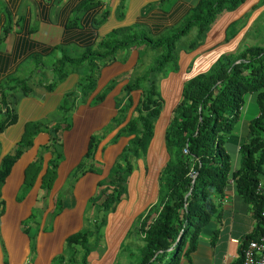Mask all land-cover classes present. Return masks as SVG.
Returning a JSON list of instances; mask_svg holds the SVG:
<instances>
[{"label": "crops", "instance_id": "0c3cea01", "mask_svg": "<svg viewBox=\"0 0 264 264\" xmlns=\"http://www.w3.org/2000/svg\"><path fill=\"white\" fill-rule=\"evenodd\" d=\"M30 1L31 7L27 5V0H0V36L7 20L3 6L12 21L17 16L22 17L23 29L21 31L16 25H12L10 31L0 40V81L16 74L18 69L28 62L29 53L21 57L22 59L15 57L16 43L25 35L41 47L48 48V51L61 43L80 44L81 33L88 34L89 39L95 43L107 32L120 26L137 25L146 35L156 38L166 35L163 33L169 29L172 32L178 28L189 8L197 2L95 0L96 7L80 13L79 28L68 32L65 23L84 0ZM121 2L124 5L122 15L118 17ZM105 9L108 12L106 19L97 27L93 26L92 20ZM31 25H35V31L26 33ZM262 33L264 0H243L234 9L220 13L196 47L191 50L178 48L175 68H167L163 77L157 80L156 88L161 99V108L145 154L132 161L131 172L125 178L127 190L114 209L105 215L104 224L97 231V243L93 244L94 239L90 238L92 244H88L91 250L87 256V264H112L122 244L134 242V238H138L142 245L137 218L156 201L158 176L168 159L164 133L173 109L181 97L183 83L199 73L206 72L223 55L236 54L249 45L264 47ZM84 40L86 39H82V42ZM141 47L145 46L117 50L113 61L99 69L91 94L84 102H76L74 108L66 115V126L57 131L60 155L55 168V178L47 192L40 188V177L46 168L50 153L43 152L40 172L31 188L18 199L24 169L37 157L40 148L49 143L52 135L50 130L38 133L32 145L23 151L10 168L0 187V264H51L52 259L62 253L66 237L85 229L95 218L96 207L89 200L98 192V183L109 179L111 169L131 138L130 135H117V132L133 115V109L141 98L140 89L129 92L131 105L123 121L107 132L104 130L116 115L117 108L127 99L122 86L138 75L135 69L143 65L140 60ZM45 63L47 64V61ZM78 78V73L71 72L51 91H47L42 84L30 83V92L27 95H23L20 90L14 93L13 109L16 121L0 132V158L15 148L25 122L53 124L61 116L57 106L64 93L75 89ZM112 80L115 81L113 87L98 103L92 104L93 97L102 92ZM255 97V92L243 95L237 122L223 145L228 154L230 171L238 168L239 144L246 138L249 120L258 115ZM92 135H98L99 138L93 157L88 161L84 156ZM137 160L141 163L142 173L141 177L135 179V175H131ZM81 162L92 165L95 170L88 169L71 179L73 169ZM144 171L149 177H143ZM151 177L156 180L155 195H151L149 191L152 186ZM257 178L260 191L264 193V154ZM56 198L60 199V207L54 210ZM216 201L221 210L220 214L201 228L200 232H206H203L202 237L199 232L195 249L190 253V264H228L236 258L242 237L255 227L251 205L236 193L232 181L227 185L225 195ZM85 218L89 224H86ZM30 219L32 225H27ZM131 230L135 231L134 234ZM213 230H216L217 234L211 244ZM180 264L187 263L181 260Z\"/></svg>", "mask_w": 264, "mask_h": 264}, {"label": "trees", "instance_id": "16d2710c", "mask_svg": "<svg viewBox=\"0 0 264 264\" xmlns=\"http://www.w3.org/2000/svg\"><path fill=\"white\" fill-rule=\"evenodd\" d=\"M242 1L197 0L189 8L181 26L170 34L156 38L146 35L137 25H130L113 28L95 43L89 39L88 34L81 33L80 44L61 43L51 51L29 40L27 35L18 40L15 57L20 59L29 53L30 69L25 77L14 74L0 81V132L16 121L13 109V95L16 91L20 90L23 95H27L30 83L42 84L47 91H51L69 73L79 74L75 89L64 93L57 106L61 116L53 124L25 122L15 148L0 158L1 187L10 168L23 151L32 145L34 137L49 130L52 133L49 143L42 146L37 157L25 167L18 199L31 188L40 172L43 152L50 153V158L40 177V188L46 192L50 189L60 155L57 131L66 126V115L76 102H84L94 90L99 69L113 61L114 53L119 49L127 50L139 45L159 51L143 73L122 86L127 99L117 108L116 115L104 130L107 132L123 121L131 105L129 92L140 89L141 98L133 109V115L117 132V135H130L131 138L111 169L109 179L98 183V192L89 200L96 207L95 218L85 229L66 237L62 253L52 259V264H87L91 250L88 245L90 238L94 239L93 244L97 243V231L104 224L105 215L114 209L124 194L125 178L131 172L132 161L145 154L161 108L156 88L158 76L164 67L170 70L175 68L177 40L194 28V37L185 47L186 50L193 49L202 42L206 31L220 13L234 9ZM123 5L122 2L119 4L118 17L122 15ZM94 7L95 0H84L66 21L68 32L79 28L82 11ZM3 11L7 20L0 40L12 25L23 30L21 16L12 21L5 6ZM107 14V9L101 11L92 20V25H100ZM35 29V25H31L26 33ZM82 39L86 40L82 42ZM54 51L56 53L52 59L44 63L43 58ZM33 77L32 82H29ZM114 83V80L110 81L102 92L93 97L91 103H98ZM249 92L256 93L258 115L249 120L246 138L238 147L239 166L230 171L228 154L223 145L237 122L243 95ZM98 138V135L89 138L84 156L88 161L93 157ZM164 144L168 159L158 176L156 201L138 216L136 222L142 245L139 248V260L135 264H180L181 260L190 264V253L195 249L199 232L220 214L216 200L225 195L230 181L236 193L251 205V216L256 221L255 227L242 237L236 258L228 263L239 264L242 248L249 240L258 239L264 232V220L260 216L264 209V193L256 190L257 175L264 154V47L249 45L236 54L223 55L206 72L186 80L166 126ZM88 169L95 170L88 163H79L73 169L71 179ZM55 204L54 210L59 209V198H56ZM215 234L217 231L213 230L211 244Z\"/></svg>", "mask_w": 264, "mask_h": 264}, {"label": "rangeland", "instance_id": "374dc122", "mask_svg": "<svg viewBox=\"0 0 264 264\" xmlns=\"http://www.w3.org/2000/svg\"><path fill=\"white\" fill-rule=\"evenodd\" d=\"M27 5L29 6V7H31L32 6V3H31V1L30 0H27ZM33 21V20H32ZM181 26V25H180ZM177 29V27L173 30V31H175ZM171 32V30L169 29L168 31H166V32H164L163 34H168V33H170ZM194 32H195V29L194 28H192V29H190L187 33H185L184 35H182L178 40H177V42H176V49L178 50V48H184V47H186V44L190 41V40H192L193 39V37H194ZM262 34H264V33H262ZM68 49V48H67ZM66 49V50H67ZM142 51H140V53H141V57H140V60H141V64H143L141 67H139V69L138 68H136L135 69V73H138V74H141V73H143L146 69H147V66H149L151 63H152V61H153V59L152 58H154V56H156L158 53H159V51H157V50H154V49H152V48H149V47H141L140 48ZM56 52L54 51L53 53H51L49 56H47V57H44L43 58V61H44V63L46 62V61H48V60H51L52 59V57H53V55L55 54ZM150 63V64H149ZM137 66H138V64H137ZM167 66H169V64L167 65ZM29 69H30V63L29 62H27L26 64H24V65H22L19 69H18V71L16 72V75H18V77H25V76H27L28 74H29ZM167 67H164V69L162 70V72L160 73V76H158V81H159V79H160V77L162 76L163 77V74L164 73H166L167 72ZM50 77H51V75H50ZM34 79V77L33 78H31L30 79V81L29 82H32V80ZM45 123V122H44ZM143 157V156H142ZM135 162V161H134ZM135 165V169L132 171V175H131V177H133L134 175H135V179L136 178H138V177H141L140 176V174L142 173V169H141V167H140V165H141V163H140V161L139 160H137L136 161V163L134 164ZM137 176V177H136ZM143 177H149V176H146V171H144V176ZM156 177V176H155ZM152 178V177H151ZM155 178H152L151 179V182H152V186H153V184H154V188L152 189V186L150 187V194L152 195V194H154L155 195V191H156V180H154ZM127 190V186H126V184H124V191H126ZM18 193H20V191L18 192ZM86 219V218H85ZM27 221V220H26ZM85 222L87 221V219L86 220H84ZM90 221V220H89ZM25 222V221H24ZM31 219L30 220H28L27 221V225H32L31 224ZM134 222V221H133ZM86 224H89L88 222H86ZM86 227V225L83 227V228H85ZM134 230H131V233L132 234H134ZM203 232H206V231H201L200 232V236L202 237V234H203ZM139 243H140V245H139ZM90 244H92L91 242H90ZM135 245H139V246H135ZM141 246V241H139V239L138 238H134V242H124L123 244H122V246H121V248L119 249V252L117 253V255H116V259H115V261L112 263V264H135V263H137L138 262V260H139V247ZM77 258V257H76ZM78 259V258H77ZM52 264V263H51Z\"/></svg>", "mask_w": 264, "mask_h": 264}, {"label": "built area", "instance_id": "2783aa9c", "mask_svg": "<svg viewBox=\"0 0 264 264\" xmlns=\"http://www.w3.org/2000/svg\"><path fill=\"white\" fill-rule=\"evenodd\" d=\"M256 190L261 192L259 184H257ZM260 216L264 220V209L261 210ZM239 264H264V232L258 237V239L249 240L242 248Z\"/></svg>", "mask_w": 264, "mask_h": 264}, {"label": "water", "instance_id": "95a60500", "mask_svg": "<svg viewBox=\"0 0 264 264\" xmlns=\"http://www.w3.org/2000/svg\"><path fill=\"white\" fill-rule=\"evenodd\" d=\"M185 197H186V195H185Z\"/></svg>", "mask_w": 264, "mask_h": 264}]
</instances>
